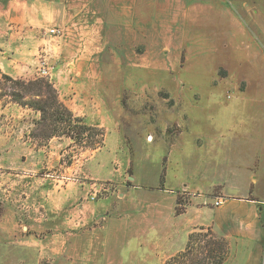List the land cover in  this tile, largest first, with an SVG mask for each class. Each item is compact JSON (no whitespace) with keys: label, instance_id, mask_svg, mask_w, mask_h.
I'll return each instance as SVG.
<instances>
[{"label":"rangeland","instance_id":"obj_1","mask_svg":"<svg viewBox=\"0 0 264 264\" xmlns=\"http://www.w3.org/2000/svg\"><path fill=\"white\" fill-rule=\"evenodd\" d=\"M118 2V19L102 16L99 34L95 24L88 27V35L84 31L72 37L63 26L46 27L60 30L38 53L52 66L48 74L36 71L37 62L32 78L0 80V95L26 109L27 121L20 122L13 142L26 141L31 151L23 155L24 169L16 168L14 158L21 156L17 153L0 166V264H47L33 252L26 256L33 261L22 262L25 254L19 256L12 238L20 229L23 234L32 228L34 219L17 211L39 206L40 178L41 190L53 196L61 186L46 184L45 178L62 185H79L84 178L89 186L84 201L104 204L111 212L138 205L144 224L147 219L157 223L159 212L161 218L177 214L176 206L186 205L192 195L206 216L212 214V198L220 192L264 194V56H258L257 42L246 44L242 34H213L220 26H211L216 23L211 20L201 25L196 10L189 12L184 26L171 5L157 0ZM182 27L189 31L185 40L179 34ZM63 40L65 59L83 70L72 74L70 96L88 103L90 99L100 110L104 128L84 122L88 129L74 136L71 127L70 136L67 123L55 120L53 107L47 112L55 115L47 118L35 108L51 98L44 86L38 90L40 80L51 83L60 100L49 44L55 42L60 49ZM102 144L87 163L97 172L99 179L93 180L81 168ZM132 182L137 186L128 190ZM3 234L9 237L5 244ZM214 237L198 229L183 264H215L220 259L223 264L227 243L226 252H219ZM161 242L155 237L152 260L138 264H159L155 254L163 248Z\"/></svg>","mask_w":264,"mask_h":264},{"label":"crops","instance_id":"obj_2","mask_svg":"<svg viewBox=\"0 0 264 264\" xmlns=\"http://www.w3.org/2000/svg\"><path fill=\"white\" fill-rule=\"evenodd\" d=\"M118 1L0 0V80L33 77L39 50L49 42L50 36L43 35L46 27L63 26L69 30L71 37L84 31L88 35V27L95 24L98 29L102 16L106 20L118 19ZM137 1L133 0L135 4ZM140 1L154 3L156 0ZM157 1L162 5H171L182 17L184 26L189 12L196 10V18L201 25L205 26L203 22L211 20L216 21L211 26H220L213 34L223 33L231 38L242 34L245 43L256 41L258 56H264V0ZM97 32L99 34V29ZM188 33L182 27L179 34L185 40ZM65 41L60 49H57L55 42L49 44L59 101L88 125L104 128L100 110L94 109L90 99L88 103L84 98L77 101L76 97L70 96L73 89L71 79H74L72 74H81L83 70L77 67V62L65 59ZM6 96L0 95V166L7 163L10 154L17 153L21 156L14 158L16 168L24 169L27 162L23 155L31 151L26 141L15 144L13 138L19 134L20 122L27 121L26 109L17 106ZM14 104L18 107L16 113L12 112ZM21 131L24 132V129L21 128ZM67 139L72 142L71 138ZM102 146L94 149L81 168L84 176L86 174L93 180L99 179L95 174L97 172L87 163ZM83 179L79 185L65 181L62 185L58 179L45 178L44 183L51 182L56 188L61 186L54 196L41 190L42 178L39 179L40 195L36 201L39 206L28 211H17H25L28 217L34 219L32 228L29 227L23 234L20 229L19 234L15 233L16 237L12 236L17 241L19 256L25 254L22 262L33 261L26 257L33 252L39 262L47 264H138L147 261L148 257L152 260V243L157 237L162 239L163 248L155 255L159 264H163L167 258L185 249L190 233L210 229L214 236L223 238L227 243L223 264H264V194L227 196L220 192L212 198L211 206H215L211 208L212 214L206 216L202 213L203 205L195 202L192 195L181 212L162 218V212H159L157 223L147 219L144 224L139 217L141 212H138V205H133L127 211L111 212L104 204L84 201L89 186ZM37 180L34 182L38 183ZM135 186L137 184L132 182L128 190ZM124 195L120 194V198ZM217 199H221V203L215 205ZM13 213L6 215L14 216ZM4 235L1 236L3 244L9 240Z\"/></svg>","mask_w":264,"mask_h":264},{"label":"trees","instance_id":"obj_3","mask_svg":"<svg viewBox=\"0 0 264 264\" xmlns=\"http://www.w3.org/2000/svg\"><path fill=\"white\" fill-rule=\"evenodd\" d=\"M44 86V88L46 89L47 92L51 93V98H49L50 101H48L47 103L41 104L40 106H36L35 108H38L41 111L42 114V118H47V116L51 117V115H55L54 113H48L47 109L49 107H53L55 109V120H61L67 123L68 126V133L70 134V136L74 135V133H72V130H69L71 127H73L72 129H75V135H79L81 134V132H83V130L88 129V126L84 123L83 119L79 116H75L69 109H67L56 97V93H55V89L53 88L52 84L49 82H42L41 80L38 82V90L41 91V88ZM77 128V129H76ZM65 133V132H64ZM67 134V132H66ZM176 203H178L177 199H176ZM184 206H182L181 208H178L176 206V212L179 213L183 210ZM197 231V230H196ZM196 231L192 232L189 234L188 237V241H187V245L185 247V249L183 251H180L179 253L167 258L163 264H183V258L187 255V252L190 251V246L192 243V239H194V236L196 234ZM207 231H209V234H211V236H213V234L211 233L210 229H208ZM214 241H212L214 244H216L215 248L219 250V252L225 253L226 252V242L223 238L220 237H214L213 239ZM214 247H211L209 249V252L212 253V251L215 249ZM200 263V261H199ZM221 263V259L219 261H216L215 264H220ZM198 264V263H196Z\"/></svg>","mask_w":264,"mask_h":264},{"label":"built area","instance_id":"obj_4","mask_svg":"<svg viewBox=\"0 0 264 264\" xmlns=\"http://www.w3.org/2000/svg\"><path fill=\"white\" fill-rule=\"evenodd\" d=\"M59 29L57 27H51V28H47L45 30H43V35H56L59 33ZM51 68L52 66L48 63L47 58L45 56L39 55L38 57V66L36 68V71L40 74V75H46L49 73V71L51 72ZM96 196V192L93 193V195L91 196V198H95ZM221 203V199H217L214 204L218 205Z\"/></svg>","mask_w":264,"mask_h":264}]
</instances>
